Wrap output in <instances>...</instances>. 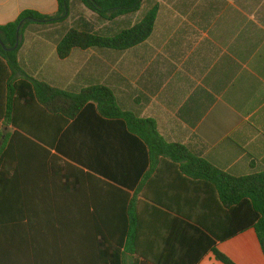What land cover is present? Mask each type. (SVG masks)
<instances>
[{"label":"crops","instance_id":"obj_1","mask_svg":"<svg viewBox=\"0 0 264 264\" xmlns=\"http://www.w3.org/2000/svg\"><path fill=\"white\" fill-rule=\"evenodd\" d=\"M263 3L181 0L184 25L171 36H151L111 59L87 51L96 56L80 79L112 85L132 136L146 132L135 121H153L193 159L160 156L135 139L125 160L106 171L112 178L87 177L69 161L20 162L15 172L0 162V264H223L213 253L216 239L235 264H264L255 230L218 239L245 215L235 210L239 180L264 169V15L255 16ZM58 9L57 0H0V26L26 11L53 16ZM77 52L87 53L57 56L56 75ZM129 53L132 64H118ZM33 69L27 72L42 79ZM78 76L67 87L42 80L67 89ZM122 124L116 136L128 134Z\"/></svg>","mask_w":264,"mask_h":264},{"label":"trees","instance_id":"obj_2","mask_svg":"<svg viewBox=\"0 0 264 264\" xmlns=\"http://www.w3.org/2000/svg\"><path fill=\"white\" fill-rule=\"evenodd\" d=\"M57 1L59 9L53 16L26 11L15 22L0 26L3 43L0 44V162L9 163L12 166L9 170L15 172L20 162L69 161L87 169V177L112 178L106 171L114 163L125 160L127 155L124 156L123 149L130 151L135 139L145 147L156 148L160 156L193 159L185 146L165 140L153 121H135L146 127L137 141V137L132 136V119L126 117L119 106L112 85L102 83L98 77L87 85V78L80 79L86 75L84 70L77 84L67 89L54 86L23 68L21 43L12 50L19 35L24 37L31 26H41L45 30H55L45 37L56 47L60 60L68 59L74 51H94L111 59L117 53L122 55L143 45L153 36L160 6L156 4L140 14L143 0H79L105 21L103 27L97 28L84 15L70 22L77 0ZM262 41L261 36L254 38L249 43L250 52ZM100 123L104 125L102 129H107L99 133ZM122 123L128 127V134L116 136L119 132L116 129L123 126ZM8 128L14 132L5 136L4 130ZM86 147L87 155L84 153ZM3 170L0 167V173ZM237 187L242 192L236 196L235 210L242 213L243 209L245 215H236L234 231L218 239H230L253 229L264 253V169L242 178ZM216 242L213 244L216 259L223 264H235L217 249Z\"/></svg>","mask_w":264,"mask_h":264},{"label":"rangeland","instance_id":"obj_3","mask_svg":"<svg viewBox=\"0 0 264 264\" xmlns=\"http://www.w3.org/2000/svg\"><path fill=\"white\" fill-rule=\"evenodd\" d=\"M75 2V11L73 17L70 19V22H72L79 15H84L89 18L97 26V28L104 26L105 21L103 19H100L98 16L86 9L79 0ZM180 2L181 0H143L142 11L140 14L146 13L156 4L160 5L159 18L153 36H161V38L162 36H171L184 25L180 18L179 11L177 10ZM263 15L264 3L262 4L260 11H257L255 16L256 18H262ZM260 20L261 19H258V21ZM54 31V29L53 31L50 29L45 30L41 26H31V28L26 30L21 42L22 48L20 50V59L23 62L26 71L31 70L30 73H33V68L35 66H39L40 69H37V72L35 71L37 76L42 79L46 78L47 80H53L54 83L67 87L69 85L67 83L68 77L74 78L76 75H79L78 73L80 71H83L86 67L88 68L90 60L92 61L96 54H94V52H87L86 54L79 52L75 53L63 67L59 66L60 70L62 69V71L65 70L66 72L56 75L54 71L57 63L55 46L51 42L47 41L45 37L48 33ZM155 43L158 45L161 44L162 41L157 40ZM132 59L133 56L129 53L118 64L130 66L132 64ZM105 64L114 65V63L112 64L109 61H106ZM62 81L64 84H61Z\"/></svg>","mask_w":264,"mask_h":264},{"label":"water","instance_id":"obj_4","mask_svg":"<svg viewBox=\"0 0 264 264\" xmlns=\"http://www.w3.org/2000/svg\"><path fill=\"white\" fill-rule=\"evenodd\" d=\"M19 30H20V28H19ZM19 39H18V42H17V44H16V46H15V48L14 49H12V50H15V49H17L18 47H19V44L22 42V40H23V36H21V35H19V37H18ZM0 44H2L3 45V43H2V41H1V39H0ZM11 51V50H10Z\"/></svg>","mask_w":264,"mask_h":264}]
</instances>
